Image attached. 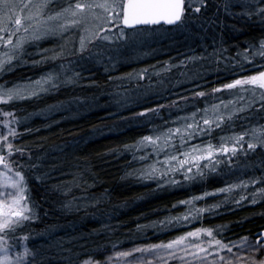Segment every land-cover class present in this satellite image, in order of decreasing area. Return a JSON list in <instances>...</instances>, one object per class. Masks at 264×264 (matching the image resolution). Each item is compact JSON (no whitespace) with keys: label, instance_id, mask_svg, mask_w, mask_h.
<instances>
[{"label":"trees","instance_id":"16d2710c","mask_svg":"<svg viewBox=\"0 0 264 264\" xmlns=\"http://www.w3.org/2000/svg\"><path fill=\"white\" fill-rule=\"evenodd\" d=\"M206 4L199 13L186 12L183 24L149 26L160 35L149 39L156 43L151 50L158 56L143 58L165 63L190 47L218 59L258 50L251 46L264 40V16L258 11L264 8L261 0H206ZM147 50L141 49L143 53ZM221 59L210 64L213 73L198 75L208 81L206 87L221 86L253 72L252 64L231 65ZM260 63L264 69V60ZM130 64L127 60V67ZM29 66L17 65L16 73H26ZM94 77L102 88L99 91L107 89L104 74L95 72ZM167 93V88H155L130 109H122L119 102L111 104L103 96L100 106L92 104V108L60 120H56L58 116L48 120L32 116L44 106H35V99L7 104L21 121L17 146L25 148L26 158L13 155L17 163L12 167L23 172L28 188L25 195L36 213L7 237L10 256H16L14 248L23 252L27 245L30 256L25 264H67L69 255L73 264H111L103 260L119 247L167 243L197 227L213 228L214 234L219 229L217 238L226 243L244 236L255 238L264 231V147L244 150L231 166L216 173L179 183L159 185L141 176L129 147L152 133L153 127H166L168 112L156 107L169 99ZM48 99L46 106L54 102ZM146 109L156 111L140 116ZM255 113L250 118L252 124L264 123V108ZM244 121L237 119L234 124L241 126ZM193 197L202 198L193 200L192 205L181 203ZM192 207L205 211L187 223L174 219Z\"/></svg>","mask_w":264,"mask_h":264},{"label":"rangeland","instance_id":"374dc122","mask_svg":"<svg viewBox=\"0 0 264 264\" xmlns=\"http://www.w3.org/2000/svg\"><path fill=\"white\" fill-rule=\"evenodd\" d=\"M238 1L242 2V0ZM13 2L20 3L21 0H13ZM31 2L35 4L40 3L41 0H31ZM75 2L76 0H49L48 6L41 12L42 19L38 17L32 21H27L23 19V17L27 16V12L21 13L22 25L24 28L28 29V32L25 33L21 30L16 33V35L13 36V42L15 43L17 38L23 36L25 38L23 50L17 59H14L10 65H5V67L0 70V85L5 87L21 86L27 89L24 98L13 101L14 103H20L25 99H35L37 100L34 103L35 106L40 103L44 106L41 107V109L40 107L35 109L32 116L35 114L41 116L44 120H48L49 117L51 119L58 116L56 120H60L77 110L82 113V110L92 108V104L98 103L96 105L100 106L102 103H99V99L103 96L109 99L108 102L111 104L119 102L122 105V109L123 107L130 109L134 102H137L140 98L151 93L155 88H167V98L169 99L159 103L156 107L165 108L168 112L169 119L166 123L167 125L165 128L159 129L153 127L154 131L147 135L156 136L166 132L168 129L176 128H180L181 132L173 135L170 144L164 147L159 155L153 151L151 145L141 146L139 144L140 139L130 144L129 149L134 157L140 174L150 165H155L163 171L166 168V165L162 163L165 155H176L178 153L188 152L191 148L197 146L202 148L209 142L218 146L221 143V137H231L240 133H246L244 137V148L239 151L236 156L232 157L231 162H228L226 157L217 155L212 161V164L215 165L214 170L207 160L200 161L199 172L195 166H192V172L187 173V176L192 179L216 173L223 166H231L233 160L243 153L244 150L250 151L257 147H264V145L259 143L258 139H253L251 136L252 131L256 130L257 136L259 137L260 131L264 130V123L259 122L258 125H253V121L250 120V118L256 114L255 112L262 108L261 105L264 103V101L260 99L262 90L256 88V90L253 91L252 86H246V90L237 88L212 93V89L221 88L223 84L221 86L211 84L209 88L206 87L208 81H203L200 78V76L204 74L208 75L213 73L214 69L209 67L210 64L220 61L221 59L220 57L219 59L210 57V52L202 51L198 54V48L190 47V49L185 52L173 54L165 63L160 60L151 63V61L143 57L147 56L151 58L152 54L153 57L158 56L156 51L151 50V45H156V43L149 39L160 35L149 26L148 28H137L135 31L126 28L125 38L121 40H94L91 44H86V50L83 53L79 52L80 37L84 36L87 39L88 33H86L82 27L70 26L67 30L62 32L57 29V34L55 35H49L40 40L30 39L36 28L37 20L43 23L47 17L54 16L56 12L67 7L68 3ZM185 2L187 6L188 0H185ZM197 6H199L198 3L193 5V7ZM66 19H71V17H66ZM61 22L63 21H51L49 23L56 25ZM96 23V21L90 20L88 27L94 31V25ZM9 27H12V25H9ZM35 34L38 35L39 33L37 32ZM116 34V28H112L111 31L108 32V35L113 37ZM6 36L7 34H5V38ZM158 40L159 42L161 41V39ZM144 47L149 48V50L143 53L141 49ZM5 51H8V49L0 45V54ZM248 52L249 50L241 51V57L235 54L227 55L222 57L221 60L231 65L241 63L252 64L251 69L253 72L249 75H255L257 72L261 71L262 63L260 62H262L264 58L258 55L253 57L249 55ZM128 53L130 55H127ZM246 53L248 54L247 60H245ZM127 60L128 63H131L130 67H127ZM256 61L258 64L253 65ZM27 64L30 65L29 71L26 73H16L18 72L15 69L17 65H21L22 68L27 66ZM123 68H127L126 71H120ZM141 70L146 71L141 74ZM95 72L104 74L106 78L107 89L103 88V92L99 91V89L102 88H98V82L93 81V79H95ZM49 74L58 77L54 81V86L52 84L37 83L38 81H43ZM232 80L226 83H230ZM156 85L159 86L157 87ZM201 91L205 93L204 97L195 95ZM33 92L35 93L34 95L32 94ZM88 95L93 97L88 98ZM48 98H51L54 102L46 106V101L50 100ZM221 101H223L224 105H227V107L221 106L218 110L219 114L225 117L220 127H213L211 132L207 135L197 134L189 138L185 133V128L187 124L193 123L192 113H196V121L200 122L201 126H203L201 121L203 112L198 110L210 108L212 105L220 104ZM0 110L5 112L10 111L7 104H0ZM11 112L15 111L12 110ZM2 119L3 117L0 116V120ZM237 119H243L245 121L242 124L239 123L241 126H236L234 123ZM16 127L19 133L21 130L20 126ZM237 128H242V130L238 132ZM0 130H2V126H0ZM182 138L184 141L183 143H181ZM17 142L18 139L13 141L14 145L17 146ZM248 143H255L257 147L248 149ZM14 156H19V154ZM20 157L26 159L24 155ZM180 158L183 159V156L181 155ZM10 160L13 161L12 157ZM215 160H220L221 163L215 164ZM157 161L161 163H157ZM22 162L23 164H28V161L22 160ZM13 169L15 170V168ZM185 172L186 169L173 173L166 172L164 177L157 176L155 179L146 180L154 181L159 185L173 184L171 181L179 183L189 180L186 178ZM9 175H12V173H9ZM0 191L4 192V195L0 196V199L11 198L8 195L10 189L0 188ZM14 194L15 193H13V195ZM262 232L258 233L257 237ZM257 237L251 239L255 240ZM160 243L163 242H140L119 247L107 254L103 262H109L111 264H142L143 260H147L151 261L152 264H197V262L191 260L190 257H185L181 260L179 257L182 253H177L176 258H165V260L160 261H157L153 256L147 253L141 254L139 252H133L130 256L118 255V253L132 252L135 248H142L147 245ZM0 246L4 247L3 244H0ZM14 250L15 252H22L20 249L14 248ZM236 251V248H233V253ZM220 255L231 256L230 253H227V250L220 253ZM241 255L246 258L249 254L242 253ZM251 255H254L257 260L264 259V256L258 253ZM215 256L216 253L213 252V256L208 257V260L211 261ZM248 264H250V261Z\"/></svg>","mask_w":264,"mask_h":264},{"label":"snow or ice","instance_id":"6c2138e0","mask_svg":"<svg viewBox=\"0 0 264 264\" xmlns=\"http://www.w3.org/2000/svg\"><path fill=\"white\" fill-rule=\"evenodd\" d=\"M49 0H41L40 3H32L31 0H21L20 3H14L13 0H0V45L8 49V51L0 54V70L5 65H10L14 59H17L22 52L25 38L20 36L13 42V36L23 30L28 32L27 28L22 25L21 13L27 12V16L23 19L32 21L41 17V12L48 6ZM199 4L193 7L194 4ZM264 3V0H261ZM206 0H188L186 7L185 0H76L75 3H68L67 7L62 8L56 12L54 16L47 17L43 23L40 20L36 21V28L30 39L40 40L49 35L57 34V29L61 32L67 30L70 26L82 27L88 33L87 39L84 36L80 37L79 52L83 53L86 50V44H91L94 40L110 41L113 39L121 40L125 38V29H132L135 31L138 26H153V25H177L183 24L186 19V12L199 13L201 7H206ZM259 14L264 16V8H259ZM251 14V13H250ZM71 17V19H66ZM42 19V17H41ZM90 20L96 21L93 29L88 27ZM51 21H63L56 25L49 23ZM12 25V27H9ZM112 28L117 29V34L113 37L108 35ZM39 33L36 35L35 33ZM5 34H7L5 38ZM257 51H253V57L260 56L264 58V40L258 42L257 45L251 46ZM248 59V54L245 55V60ZM146 70H141V74ZM78 75V74H77ZM57 76L49 74L43 81H38V84H52ZM246 86H252V90L256 88L262 90L260 99L264 101V71H259L255 75L243 76L242 78L234 79L230 83L223 84L221 88L212 89V93L221 92L222 90L243 89ZM27 89L21 86L5 87L0 85V104H8L10 102L23 99ZM35 94L34 92L32 93ZM198 97H204L203 91L195 94ZM227 107L223 101L220 104L212 105L210 108H205L201 116L202 125L196 121V113H192V124H187L185 133L189 138L194 135H207L211 132L213 127H220L224 122L225 117L219 114L220 107ZM264 108V104L261 105ZM156 109H146L145 112L139 113L140 116L145 115L146 112H154ZM0 188L10 189L8 195L10 199H0V244L4 247L0 248V264H25V260L30 256V249L27 245L24 246L23 252H17L15 257L9 255L11 247L7 245L6 239L9 234L16 232L18 228L25 225V222L30 221L35 215L33 207L28 203L29 197L25 195L27 188L26 178L21 171H15L12 164L17 163L11 161L10 158L19 154H25V148L14 145L13 141L18 139L20 133L17 127L20 124V119L16 117L14 112H5L0 110ZM211 117V118H209ZM181 132L180 128L168 129L160 135L143 136L139 144L141 146L151 145L153 151L159 155L163 148L168 146L174 134ZM246 133H240L231 137H221V143L213 145L208 143L201 147H193L188 152L178 153L176 155H165L163 164L166 168L162 171L161 168L155 165H150L147 169L141 172V176L145 179H155L157 176L164 177L165 173H173L176 171L186 169L187 173L192 172V166L197 168L199 172V162L207 160L212 165L213 170L215 165L212 161L217 155L224 156L228 162H231L232 157L244 148V137ZM253 139H258L259 143L264 145V130L260 131L259 137L256 130L251 133ZM183 138L181 143H183ZM257 147L255 143H248V149ZM181 155L183 159H181ZM157 163H161L157 161ZM221 163L220 160H215V164ZM20 167L19 164H17ZM12 173V175H9ZM172 183H178L171 181ZM229 189H220L224 192ZM264 192V190H262ZM13 193H15L13 195ZM4 192L0 191V196ZM207 195V194H205ZM202 197H193L192 200L181 201L182 204L192 205L193 200L201 199ZM205 209L190 208L185 215L175 217L174 219L182 222H190L196 219ZM220 234L217 229L214 234L213 228L197 227L192 231L185 232L183 235L177 236L175 239L167 243L151 244L142 248H135L132 252L118 253L121 256H130L133 252L141 254L147 253L153 256L157 261L165 260V258H176L177 253H182L179 257L183 260L185 257H190L191 260L196 261L197 264H264V259H255L254 255L260 254L264 256V232L260 234L255 240L247 236L240 237L239 240H231L227 243L223 239L217 238ZM15 239L19 240L20 238ZM29 236L25 235L23 240L27 241ZM198 241V242H194ZM233 248L236 252L233 253ZM227 250L231 256L220 255V253ZM67 251L71 252L70 249ZM216 256L209 261L208 257ZM248 253L247 257L241 255ZM163 254V255H158ZM67 264H73V257L69 255L66 257ZM85 264H91L86 261ZM142 264H152L151 261L143 260Z\"/></svg>","mask_w":264,"mask_h":264},{"label":"water","instance_id":"95a60500","mask_svg":"<svg viewBox=\"0 0 264 264\" xmlns=\"http://www.w3.org/2000/svg\"><path fill=\"white\" fill-rule=\"evenodd\" d=\"M185 5H186V2H185ZM161 25H167V24H161ZM178 25V24H177ZM153 26H156V25H153ZM167 26H176V25H167ZM141 27H148V26H138V28H141ZM129 30H132V29H129ZM261 71H264V69H262ZM264 232V231H263ZM260 236V235H259ZM258 236V237H259Z\"/></svg>","mask_w":264,"mask_h":264}]
</instances>
